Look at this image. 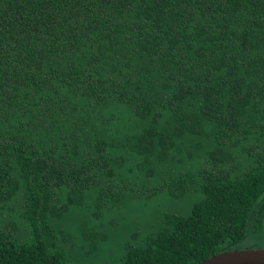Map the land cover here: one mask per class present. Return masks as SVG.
Wrapping results in <instances>:
<instances>
[{
  "label": "trees",
  "instance_id": "16d2710c",
  "mask_svg": "<svg viewBox=\"0 0 264 264\" xmlns=\"http://www.w3.org/2000/svg\"><path fill=\"white\" fill-rule=\"evenodd\" d=\"M158 192L188 210L111 264L264 247V0H0V264L92 255Z\"/></svg>",
  "mask_w": 264,
  "mask_h": 264
},
{
  "label": "rangeland",
  "instance_id": "374dc122",
  "mask_svg": "<svg viewBox=\"0 0 264 264\" xmlns=\"http://www.w3.org/2000/svg\"><path fill=\"white\" fill-rule=\"evenodd\" d=\"M173 197L158 192L156 196L151 198L132 200L127 206L121 208L119 212L110 214L108 224L105 227H112L115 224L120 225L117 230L112 229L109 244L100 246L99 251L97 249L94 254L89 256L82 255L81 250L76 249L74 246L66 257V264H111L115 262L122 255V248L125 243H136L137 235L142 236L151 227L154 228L153 226L157 224V221H154L157 209L176 214H184L188 210L191 201L187 200V195L178 198H176L177 196ZM66 221L69 224L73 222V219L70 215H67ZM105 221L103 220V223ZM67 232L70 233L71 231L67 230ZM259 243L264 244V238Z\"/></svg>",
  "mask_w": 264,
  "mask_h": 264
},
{
  "label": "water",
  "instance_id": "95a60500",
  "mask_svg": "<svg viewBox=\"0 0 264 264\" xmlns=\"http://www.w3.org/2000/svg\"><path fill=\"white\" fill-rule=\"evenodd\" d=\"M197 264H264V247L221 251Z\"/></svg>",
  "mask_w": 264,
  "mask_h": 264
}]
</instances>
